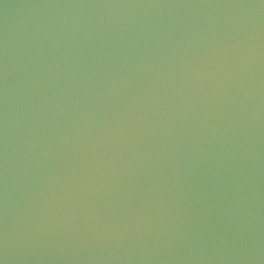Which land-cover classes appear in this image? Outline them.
<instances>
[{"label":"water","instance_id":"water-1","mask_svg":"<svg viewBox=\"0 0 264 264\" xmlns=\"http://www.w3.org/2000/svg\"><path fill=\"white\" fill-rule=\"evenodd\" d=\"M0 264H264V0H0Z\"/></svg>","mask_w":264,"mask_h":264}]
</instances>
